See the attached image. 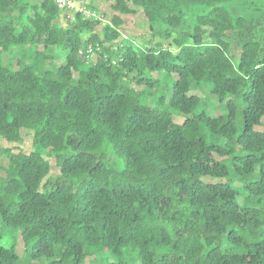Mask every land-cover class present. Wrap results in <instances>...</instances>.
<instances>
[{
	"label": "trees",
	"instance_id": "1",
	"mask_svg": "<svg viewBox=\"0 0 264 264\" xmlns=\"http://www.w3.org/2000/svg\"><path fill=\"white\" fill-rule=\"evenodd\" d=\"M236 1L116 0L106 23L0 0V138L33 147L0 149V264H264V57ZM136 9L166 45L121 36Z\"/></svg>",
	"mask_w": 264,
	"mask_h": 264
},
{
	"label": "rangeland",
	"instance_id": "2",
	"mask_svg": "<svg viewBox=\"0 0 264 264\" xmlns=\"http://www.w3.org/2000/svg\"><path fill=\"white\" fill-rule=\"evenodd\" d=\"M31 2L35 0H29ZM126 1L127 5L131 8V0H124ZM116 2V0H88L89 7L96 12L99 16L102 17L103 21L108 23L112 19L113 16L118 15L111 9V6ZM231 13L234 16H243L246 17L253 26L254 29V37L259 42L261 47V57H264V0H237L233 6H229ZM123 19V24L120 26V34L121 36L132 39L137 45H147L148 43L155 44V43H162L166 45V42L159 39L158 37H152L151 32L149 30L148 23L138 9L134 14L120 16ZM64 24L63 21H61ZM225 40L229 43L230 48L228 55L232 62L236 65L240 56L241 47H240V40L238 38L237 31L228 32L225 36ZM188 42H191L188 39ZM29 48L26 47L24 50H28ZM13 50L8 51L7 53H3L1 55V59L3 63H7L10 55L13 56ZM95 57H93V60ZM61 60L55 61V64L58 65ZM200 100V107L199 110L205 111L210 116L212 115H219L223 112V104H220L219 101L206 94V92L196 90L194 91ZM238 119V118H237ZM180 121V120H177ZM259 131H262L263 128H257ZM22 140L20 143L13 144L6 142L0 138V149H8L11 152H18L19 150L23 151L24 153H29L32 151V133L26 130H22L21 132ZM1 154V152H0ZM3 157L0 155V160ZM45 158L50 164V173H49V181H53L58 175V168L55 164L54 156H46ZM102 161L106 165L113 166L116 170H120L123 168V162L120 158H118L110 145L104 144L102 149ZM0 175L3 177L4 173L0 170ZM3 236V238L1 237ZM13 230L10 228H6L0 221V237L2 238L1 242H3V246L9 247L13 243ZM14 245L16 247L17 253L19 255L23 252V242L20 236H16L14 239ZM135 264H138L136 262Z\"/></svg>",
	"mask_w": 264,
	"mask_h": 264
},
{
	"label": "built area",
	"instance_id": "3",
	"mask_svg": "<svg viewBox=\"0 0 264 264\" xmlns=\"http://www.w3.org/2000/svg\"><path fill=\"white\" fill-rule=\"evenodd\" d=\"M54 2L71 21L75 20L76 14L85 20H101V16L89 7L88 0H54Z\"/></svg>",
	"mask_w": 264,
	"mask_h": 264
}]
</instances>
